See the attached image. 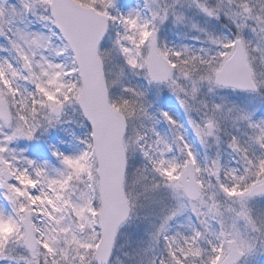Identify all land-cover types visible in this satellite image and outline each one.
Here are the masks:
<instances>
[{
    "label": "snow or ice",
    "instance_id": "snow-or-ice-1",
    "mask_svg": "<svg viewBox=\"0 0 264 264\" xmlns=\"http://www.w3.org/2000/svg\"><path fill=\"white\" fill-rule=\"evenodd\" d=\"M0 264H264V0H0Z\"/></svg>",
    "mask_w": 264,
    "mask_h": 264
}]
</instances>
